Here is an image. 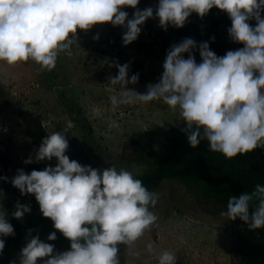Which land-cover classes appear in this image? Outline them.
Returning <instances> with one entry per match:
<instances>
[{
  "label": "clouds",
  "instance_id": "clouds-1",
  "mask_svg": "<svg viewBox=\"0 0 264 264\" xmlns=\"http://www.w3.org/2000/svg\"><path fill=\"white\" fill-rule=\"evenodd\" d=\"M140 0H0V61L13 65L35 61L41 69L55 67L58 55H71L78 42L77 28L88 30L98 23L121 26L122 43L135 41L147 19H158L165 31L182 27L194 12L203 18L216 7L231 20L227 32L233 42L243 47L218 56L209 42L199 44L187 37L173 43L162 64L157 82L138 92L139 73L129 75L130 63L112 61L118 69L110 83L119 86L114 104H132L163 100L172 109L179 108L186 127L182 130L190 147L207 140L209 149L234 157L264 148V0H158L154 6L137 7ZM125 6L134 11L129 17ZM255 20V25L249 21ZM94 39H99L97 33ZM214 40L215 37H211ZM199 51L198 63L193 51ZM187 57L185 58V54ZM44 136L34 153L23 162L51 161L42 170L26 172L18 168L10 183L21 195L34 194L40 212L50 218L53 228L70 241L58 251L53 243L42 240L28 229L26 244L18 253V264H120L119 245H129L141 237L158 217L150 210L158 194L148 190L132 172L110 165L94 168L82 165L66 154L67 129ZM115 126V122L113 125ZM0 180L8 181L7 176ZM253 202L254 206H253ZM31 212L28 203L17 201L9 214L0 204V254L5 239L15 235L8 220L23 218ZM230 220L239 218L250 230L264 228V184L251 192L243 191L228 198L226 211ZM57 239L52 231L47 241ZM152 244L147 245L152 251ZM17 264V259L9 261ZM157 264H177V255L162 251Z\"/></svg>",
  "mask_w": 264,
  "mask_h": 264
},
{
  "label": "rangeland",
  "instance_id": "rangeland-1",
  "mask_svg": "<svg viewBox=\"0 0 264 264\" xmlns=\"http://www.w3.org/2000/svg\"><path fill=\"white\" fill-rule=\"evenodd\" d=\"M157 2L149 0L144 5L140 0L137 7L143 9ZM124 10L129 17L134 11L128 6ZM209 12L223 18V30L229 36L228 14L216 7ZM124 31L110 22L95 24L88 30L77 28L78 42L71 46L72 54L60 52L51 70L41 69L32 60L13 65L0 61V169L9 178L11 195L26 197L32 212L42 214L34 194L21 195L10 179L18 168L30 172L48 164L54 166L55 158L29 164L23 161L34 153L44 136L64 131L69 120L74 123L66 134L69 158L79 148L89 155L92 167L113 165L135 177L157 163L185 122L179 108L174 110L163 100L112 102L111 97L120 91L118 85L110 83V75L118 72L109 66L112 61L123 64L125 58L133 57L140 65L139 80L129 87L144 92L149 83L158 81L167 50L178 42L169 28L165 31L153 18L146 20L138 38L127 45L122 43ZM97 33L99 39H94ZM113 122L115 126H111ZM157 127L164 130L165 137L158 138L154 132ZM155 193L158 199L150 210L158 219L135 242L119 250L120 264H157L158 254L165 250L176 253L177 264H242L237 236L245 223L227 219L222 214L226 208L209 197L204 186L165 179ZM0 204L10 214L1 182ZM149 243L152 251L147 249ZM23 246L13 245L2 264L13 259L18 264Z\"/></svg>",
  "mask_w": 264,
  "mask_h": 264
},
{
  "label": "trees",
  "instance_id": "trees-1",
  "mask_svg": "<svg viewBox=\"0 0 264 264\" xmlns=\"http://www.w3.org/2000/svg\"><path fill=\"white\" fill-rule=\"evenodd\" d=\"M148 2L149 0H144V5ZM223 22V18L218 14L209 12L201 18L193 12L182 27L169 26L168 28L178 42L187 37L193 38L198 44L208 41L210 49L218 56H222L228 50L243 47L242 43L233 42L224 33ZM249 23L254 26L256 21L253 19ZM213 36L215 39L211 40ZM193 55L199 63L201 57L198 49L193 51ZM124 63H130L129 75L136 74L140 70V65L135 64L133 57L125 58ZM40 125L38 124L39 128ZM185 127L186 123L183 122L165 150V154L157 159V163L149 171L136 177L142 180L148 190L156 192L165 179H178L204 186L207 195L226 208L229 196L238 195L243 191L251 192L257 183L264 184V148H257L229 158L220 152L211 151L207 140H202L196 147H190L182 131ZM154 132L158 138L165 137V132L160 127H157ZM158 138L153 139L157 142ZM70 159H75L82 165L90 164L89 155L79 148ZM0 176H4L1 169ZM0 182L10 213L15 210L17 201L28 203L24 196L18 198L11 195L8 181L0 180ZM238 220L240 219L233 221ZM9 221L14 227L15 235L3 237L5 247L0 254V264L10 253L13 245L26 244L28 229L33 230L32 235L39 233L42 240L53 243L58 251L66 250L70 246V241L59 230L53 228L52 220L42 214L31 211L25 213L20 219L10 215ZM52 231L57 232V239L47 241V236ZM125 246L121 244L119 249L122 250ZM237 251L242 264H264V228L250 230L245 224L237 236Z\"/></svg>",
  "mask_w": 264,
  "mask_h": 264
}]
</instances>
